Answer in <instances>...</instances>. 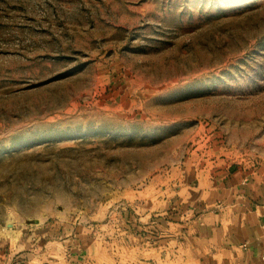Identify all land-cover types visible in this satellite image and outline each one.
Wrapping results in <instances>:
<instances>
[{"label": "rangeland", "instance_id": "rangeland-1", "mask_svg": "<svg viewBox=\"0 0 264 264\" xmlns=\"http://www.w3.org/2000/svg\"><path fill=\"white\" fill-rule=\"evenodd\" d=\"M235 164L264 165V0H0V247L156 233Z\"/></svg>", "mask_w": 264, "mask_h": 264}, {"label": "crops", "instance_id": "crops-1", "mask_svg": "<svg viewBox=\"0 0 264 264\" xmlns=\"http://www.w3.org/2000/svg\"><path fill=\"white\" fill-rule=\"evenodd\" d=\"M171 196L139 217L156 233L130 234V218L114 239L89 228L37 235L0 247V264H264V165H230Z\"/></svg>", "mask_w": 264, "mask_h": 264}, {"label": "built area", "instance_id": "built-area-1", "mask_svg": "<svg viewBox=\"0 0 264 264\" xmlns=\"http://www.w3.org/2000/svg\"><path fill=\"white\" fill-rule=\"evenodd\" d=\"M262 259L264 260V253H263V255H262Z\"/></svg>", "mask_w": 264, "mask_h": 264}]
</instances>
